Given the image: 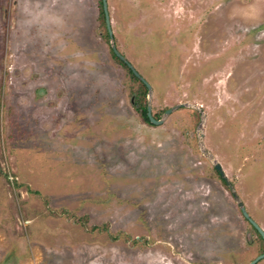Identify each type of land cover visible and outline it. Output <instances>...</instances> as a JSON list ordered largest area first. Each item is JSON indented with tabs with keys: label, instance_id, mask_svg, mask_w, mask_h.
Segmentation results:
<instances>
[{
	"label": "rangeland",
	"instance_id": "374dc122",
	"mask_svg": "<svg viewBox=\"0 0 264 264\" xmlns=\"http://www.w3.org/2000/svg\"><path fill=\"white\" fill-rule=\"evenodd\" d=\"M106 3L0 0V264L251 263L264 0Z\"/></svg>",
	"mask_w": 264,
	"mask_h": 264
},
{
	"label": "water",
	"instance_id": "95a60500",
	"mask_svg": "<svg viewBox=\"0 0 264 264\" xmlns=\"http://www.w3.org/2000/svg\"><path fill=\"white\" fill-rule=\"evenodd\" d=\"M103 1V7H104V14H105V21H106V27L108 29L109 35L112 36V28H111V21H110V14L108 12V8H107V3L106 0H102ZM113 51L115 53V55L121 60L124 61L127 66L129 67V69L132 71V73L139 78L144 85L147 87L149 93L152 92V87L150 84H148L142 77H140V75L134 70V68L128 64L125 61V58L117 51V49L115 47H113ZM150 97V95L148 96V98ZM150 103V101H149ZM182 106H184V104H181L175 108L169 109L168 111H166V115H170L175 109L181 108ZM147 115L151 121V123L153 125H161L163 124V120H156L153 118L152 116V107L149 104L147 107ZM215 169L218 171V173L221 175V177L223 178V180L226 182V184L230 187V189L233 192V195L235 197V199L237 200V203L239 204V207L242 211L243 216L245 217V219L251 224V226L257 231V233L261 236V238L264 241V229L250 216V214L248 213L247 209L245 208L244 203L240 200V198L238 197L237 193L234 190V187L231 185V183L229 182L228 178L226 177L222 167L220 164H216L215 165ZM264 260V254L258 256L256 259H254L251 263L249 264H258L259 262Z\"/></svg>",
	"mask_w": 264,
	"mask_h": 264
},
{
	"label": "trees",
	"instance_id": "16d2710c",
	"mask_svg": "<svg viewBox=\"0 0 264 264\" xmlns=\"http://www.w3.org/2000/svg\"><path fill=\"white\" fill-rule=\"evenodd\" d=\"M119 59V58H118ZM120 60V59H119ZM121 61V60H120ZM122 62V61H121ZM129 69V68H128ZM129 72L131 73V75L133 76V78L135 79V80H137V81H139L136 77H135V75L132 73V71L129 69ZM141 83V85L144 87V90H145V92L147 91V88H146V86L142 83V82H140ZM141 115L143 116V118H144V120L148 123V124H150V125H152V123H151V121H150V119H149V117H148V115H147V106L146 105H144V107H142V110H141ZM223 182L225 183V181L223 180ZM255 230V229H254ZM256 231V230H255ZM257 232V231H256ZM258 234V233H257ZM259 235V234H258ZM260 236V235H259ZM260 238H261V236H260ZM262 239V238H261ZM263 240V239H262Z\"/></svg>",
	"mask_w": 264,
	"mask_h": 264
}]
</instances>
